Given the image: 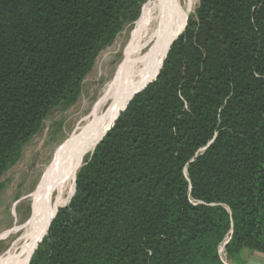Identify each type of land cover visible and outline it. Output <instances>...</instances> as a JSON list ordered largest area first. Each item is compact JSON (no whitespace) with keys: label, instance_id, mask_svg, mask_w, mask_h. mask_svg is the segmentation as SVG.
<instances>
[{"label":"trees","instance_id":"16d2710c","mask_svg":"<svg viewBox=\"0 0 264 264\" xmlns=\"http://www.w3.org/2000/svg\"><path fill=\"white\" fill-rule=\"evenodd\" d=\"M151 1L0 0V177ZM177 35L26 264H225L227 237L230 261L264 253V0H199Z\"/></svg>","mask_w":264,"mask_h":264},{"label":"bare ground","instance_id":"6f19581e","mask_svg":"<svg viewBox=\"0 0 264 264\" xmlns=\"http://www.w3.org/2000/svg\"><path fill=\"white\" fill-rule=\"evenodd\" d=\"M192 9L193 0H153L143 8L107 92L71 132L68 145L47 165L41 187L32 197L31 216L0 236L15 235L0 252V264H26L47 222L69 202L83 157L93 150L130 97L159 70L167 44L185 25Z\"/></svg>","mask_w":264,"mask_h":264},{"label":"rangeland","instance_id":"374dc122","mask_svg":"<svg viewBox=\"0 0 264 264\" xmlns=\"http://www.w3.org/2000/svg\"><path fill=\"white\" fill-rule=\"evenodd\" d=\"M198 2L193 0L192 12ZM133 27L124 29L113 44L99 54L94 68L84 80L78 100L67 109L52 111L45 118L43 128L24 145L17 162L0 177V236L31 216L32 197L41 187L47 165L68 145L71 132L107 92L123 60ZM14 237L12 234L0 238L1 253Z\"/></svg>","mask_w":264,"mask_h":264},{"label":"crops","instance_id":"0c3cea01","mask_svg":"<svg viewBox=\"0 0 264 264\" xmlns=\"http://www.w3.org/2000/svg\"><path fill=\"white\" fill-rule=\"evenodd\" d=\"M233 264H264V253L243 249Z\"/></svg>","mask_w":264,"mask_h":264},{"label":"water","instance_id":"95a60500","mask_svg":"<svg viewBox=\"0 0 264 264\" xmlns=\"http://www.w3.org/2000/svg\"><path fill=\"white\" fill-rule=\"evenodd\" d=\"M185 24H186V23H185ZM179 34H180V33H179ZM179 34H178V35H179ZM178 35H177V36H178ZM177 36H176V37H177ZM176 37H175V38H176ZM175 38H174V39H175ZM174 39H173V40H174ZM173 40H172V41H173ZM172 41H171V43H172ZM171 43H170V45H171ZM169 48H170V46L168 47V50H169ZM168 50H167V52H168ZM167 52H166V53H167ZM165 56H166V54H165ZM165 56H164V58H165ZM164 58H163V60H164ZM162 64H163V61H162V63H161L160 68L162 67ZM160 68H159V70H160ZM159 70H158V72L156 73L155 77H154L152 80H154V79L157 77V75H158V73H159ZM152 80H150L149 82H151ZM149 82H147V83H146L141 89H139L138 91H136V92L130 97V99H131L136 93H138L139 91H141L142 89H144V88L146 87V85H147ZM130 99H129V100H130ZM128 102H129V101H128ZM128 102H127V103H128ZM127 103H126V105H127ZM126 105H125L124 108L118 113V115H119V114L125 109ZM118 115H117V116H118ZM116 118H117V117H116ZM116 118H115V119H116ZM105 133H106V132H105ZM105 133L103 134V136L105 135ZM103 136H102V137H103ZM102 137L99 139V141L102 139ZM99 141H98V142H99ZM98 142H97V143H98ZM97 143H96V144H97ZM95 146H96V145H95ZM93 149H94V148H93ZM74 191H75V180H74ZM74 191H73V194H74ZM73 194H72V195H73ZM71 197H72V196H71ZM67 204H68V203H67ZM67 204H66V205H67ZM64 206H65V205H64ZM62 207H63V206H62ZM57 210H58V209H57ZM57 210H56V212H57ZM56 212H55V214H56ZM55 214L52 216V218L50 219V221L54 218ZM49 223H50V222H49ZM48 225H49V224H48ZM47 228H48V226H47ZM46 232H47V230H46ZM46 232H45V234H46ZM45 234H44V235H45ZM35 248H36V247H35ZM34 250H35V249H34ZM32 253H33V252H32ZM31 255H32V254H31ZM30 257H31V256H30ZM29 260H30V258H29ZM28 263H29V261H28ZM28 263H27V264H28Z\"/></svg>","mask_w":264,"mask_h":264},{"label":"built area","instance_id":"2783aa9c","mask_svg":"<svg viewBox=\"0 0 264 264\" xmlns=\"http://www.w3.org/2000/svg\"><path fill=\"white\" fill-rule=\"evenodd\" d=\"M227 240H228V237L219 246V253H220L221 258L225 264H233L230 260L227 259L226 252L224 250V244L227 242Z\"/></svg>","mask_w":264,"mask_h":264}]
</instances>
